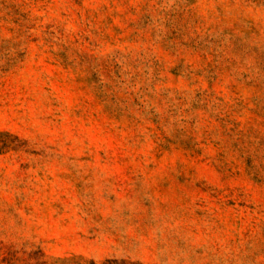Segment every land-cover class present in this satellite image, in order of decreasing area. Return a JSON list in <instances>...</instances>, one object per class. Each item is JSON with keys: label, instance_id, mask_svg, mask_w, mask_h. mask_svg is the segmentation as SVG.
Returning a JSON list of instances; mask_svg holds the SVG:
<instances>
[{"label": "rangeland", "instance_id": "374dc122", "mask_svg": "<svg viewBox=\"0 0 264 264\" xmlns=\"http://www.w3.org/2000/svg\"><path fill=\"white\" fill-rule=\"evenodd\" d=\"M0 264H264V0H0Z\"/></svg>", "mask_w": 264, "mask_h": 264}]
</instances>
